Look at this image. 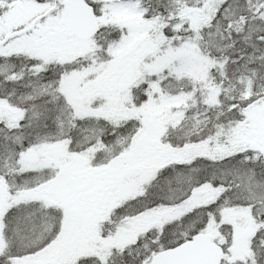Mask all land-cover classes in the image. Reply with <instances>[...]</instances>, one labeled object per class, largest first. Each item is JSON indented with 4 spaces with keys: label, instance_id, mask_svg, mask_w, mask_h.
<instances>
[{
    "label": "snow or ice",
    "instance_id": "snow-or-ice-1",
    "mask_svg": "<svg viewBox=\"0 0 264 264\" xmlns=\"http://www.w3.org/2000/svg\"><path fill=\"white\" fill-rule=\"evenodd\" d=\"M0 264H264V0H0Z\"/></svg>",
    "mask_w": 264,
    "mask_h": 264
}]
</instances>
